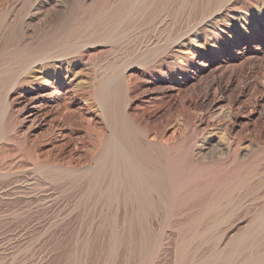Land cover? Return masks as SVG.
<instances>
[{"label": "rangeland", "instance_id": "obj_1", "mask_svg": "<svg viewBox=\"0 0 264 264\" xmlns=\"http://www.w3.org/2000/svg\"><path fill=\"white\" fill-rule=\"evenodd\" d=\"M119 1L0 0V13L6 14L9 22L21 17L25 40L35 47L42 43L48 30L60 22L68 29H76L73 42L78 48L73 65H67L70 72L66 76L75 83L93 84L105 77L113 64L123 67L124 55L117 60L108 40L96 35L100 32L99 22L112 20ZM186 12L185 18H179V24L173 17L167 21V30L166 25H162L149 36L163 53L168 31L171 35L174 25L180 28L190 22L191 28L189 25L181 27L188 33L178 49L194 58L197 64L194 66L178 55L176 60L171 59L175 62L169 64L176 78L167 69L161 74L154 70L145 74L146 82L151 84L138 90L134 100L138 102L149 96L151 92L147 89L155 82L163 81L177 92L187 79L196 77L201 86L197 93L200 101L204 94L213 91L209 82L222 76L224 87L217 93L222 103L208 107L198 105V111H194L198 119L204 115L210 121L208 127L198 122L200 129L192 134L195 143L188 140L190 131L178 116L171 122L165 137L172 136V127H180L185 131L184 140L193 144L184 143L187 155L185 161L182 160L183 168L189 162L192 146L200 145L212 134L223 137L224 144L222 142L212 153L215 146H206L209 160L198 162V178L182 183L180 194L167 198V209L165 206L156 207L158 211L153 209L150 216L145 217L147 220L142 221L152 225L153 230L141 232L130 227L136 221V206L107 194L100 179L98 183L100 176L94 180L95 175L89 171L93 170L95 161L76 169L45 166L44 154L25 143L22 135L25 130L18 127L15 120L10 129L18 137L0 135V264H177L180 235L174 224L195 213L213 212L227 206L232 215L222 220L218 229L201 231L194 236L188 234V239L191 237L193 241L188 249L189 258L183 263L205 264L206 259L209 264H215L214 255L220 257L217 262L220 263L230 254L228 264H247L250 263L246 261L247 254L258 257L264 252V235L249 249L237 245L239 238L253 230L256 219L264 216V127L259 137L261 126L258 122L255 123L259 128L252 123L240 136L241 124L232 119L233 113L242 115L243 110L256 102H259L258 107L264 108V98H260L264 93V0H231L220 11L213 9L204 17L198 15L197 22L194 16H188L189 10ZM81 51L82 60L78 55ZM149 58L141 53L139 62L149 61ZM179 65L186 66L187 70L182 73ZM206 67L212 70L204 74ZM18 95L19 92L17 98ZM18 119L20 121L22 116ZM236 144L240 151L248 150L249 157L228 158L223 148L230 145L233 151Z\"/></svg>", "mask_w": 264, "mask_h": 264}, {"label": "bare ground", "instance_id": "obj_2", "mask_svg": "<svg viewBox=\"0 0 264 264\" xmlns=\"http://www.w3.org/2000/svg\"><path fill=\"white\" fill-rule=\"evenodd\" d=\"M230 2L231 0H120L117 10L111 15L112 20L107 23L99 22L100 32L96 35L108 40L117 60L124 55L123 67L113 64L110 72L94 85L79 81L75 83L66 76L70 72L67 65H73L78 48V44L73 42L76 29H68L60 22L51 27L44 36L45 39L42 38V43L35 47L25 40L21 17L9 22L7 15L0 13V135L17 138L18 134L10 129V124L16 120L17 126H22L25 130L22 134L25 143L44 154L45 166L76 169L79 165L87 166L95 161L93 170L89 172L95 175L94 180L100 176L97 180L99 183L100 179L105 186L104 191L109 195L114 194L127 205L136 206V221L130 227L141 232L150 231L153 226L142 222L147 220L145 217L150 216L156 207L166 208L167 198L177 197L182 183L198 178V162L209 160L206 159L209 156L206 146H215L211 149L212 153L223 142V137L212 134L203 143L200 141V145L197 143L195 147L192 146L189 159L187 158L189 162L186 160L185 163L188 164L183 168L187 152L185 150L184 153L187 147L184 148L186 138L184 140L182 135L185 131L171 126L172 136L166 138L171 122L174 118L176 121V116L180 117L190 131L188 140L194 144L196 140L193 141L192 134L200 129L198 122L200 125L210 126V121L204 115L198 119L195 115L197 112L194 111H198V105H220L222 99L218 98L217 93L224 86L222 87V76L213 79L208 84L213 91L207 92L198 101L199 85L196 77L193 80L187 79L184 85H178L177 92L163 81L155 82L147 89V92H151L150 95L135 102L138 90L151 84L146 82L145 74H150L153 70L161 74L163 69H167L176 78L175 71L169 64L175 62L171 59L176 60L178 55L194 66L197 64L194 58L178 49L184 35L188 33L181 29L183 26L176 28L174 25L171 35L168 31L163 53H160L157 42L152 44L155 40L152 42L149 34L159 31L162 25H166L167 30V21L173 17L179 24V18L186 16L187 10L190 12L188 16H194L197 22L198 15L204 17L213 9L220 11ZM189 23H185V26ZM141 53L146 58L150 57L149 61L145 62L143 59L142 63L139 62ZM78 55L81 60L84 59L82 51ZM179 68L182 73L187 70L183 65H179ZM211 70V67H206L204 74ZM187 93L190 95L187 96ZM260 98H264V93ZM257 104L259 102L246 108L247 110L240 108L243 110L242 115L232 114L233 122L241 124L240 136L255 122L261 126L259 128L255 123L259 128V137L263 133L264 108ZM20 116L22 119L18 121ZM187 144H190L189 141H186L185 145L188 146ZM225 147L222 148L227 150V157L231 159L250 155L248 150L240 151L238 145L233 151L230 145ZM230 215L232 210L227 206L178 220L174 224L180 235L177 264H184V260L189 258L187 254L193 238L188 239V234L194 236L201 231L204 233L218 229L221 221ZM263 235L264 216H260L250 234L239 238L237 245L249 249ZM254 257L253 254H247L246 261L250 262L247 264H264V252ZM213 259L215 264H228L230 254L222 258L220 263H217L220 257L214 255ZM205 261V264H209L206 259Z\"/></svg>", "mask_w": 264, "mask_h": 264}]
</instances>
